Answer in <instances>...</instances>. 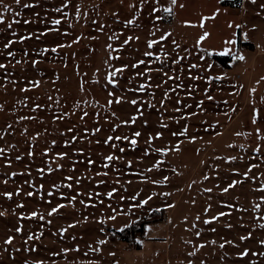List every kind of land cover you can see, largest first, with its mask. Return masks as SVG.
I'll return each instance as SVG.
<instances>
[{
	"label": "rangeland",
	"instance_id": "1",
	"mask_svg": "<svg viewBox=\"0 0 264 264\" xmlns=\"http://www.w3.org/2000/svg\"><path fill=\"white\" fill-rule=\"evenodd\" d=\"M223 1L0 0V264H264V0Z\"/></svg>",
	"mask_w": 264,
	"mask_h": 264
},
{
	"label": "snow or ice",
	"instance_id": "2",
	"mask_svg": "<svg viewBox=\"0 0 264 264\" xmlns=\"http://www.w3.org/2000/svg\"><path fill=\"white\" fill-rule=\"evenodd\" d=\"M15 2H16V4H20V0H15ZM171 2H172L173 4H175V3H176V0H171ZM3 7H4L5 9H7V8H8V5L5 4V5H3ZM24 7H25V8H31V7H33V5H31V4H25ZM64 7H67V3H65ZM130 7H131V5H130ZM181 7H183V5H181ZM55 11L59 12V11H60V8L55 9ZM153 11H156V9H153ZM164 11H165V12H168L169 14H171V11H172V10H171V8H166V9H164ZM157 19H160V17H157ZM0 22H3V17H2V16H0ZM24 23L27 24V23H29V21L26 20V21H24ZM52 23H53V24H60V20H58V19H57V20H54ZM128 23L131 24V23H132V20H129ZM230 26H231V25H230ZM8 27L10 28L11 25H8ZM236 27L239 28L240 25H236ZM168 35H170V33H165L164 35H162V36L160 37V40H164V39L166 38V36H168ZM208 35H209L208 33H205L204 35H202V36L200 37V40H204V39L206 38V36H208ZM27 38H28V37H21V40H24V39H27ZM245 38H247V34H245ZM129 39H131V37H129ZM11 43H12V41H9L8 43H6V44L4 45V47L7 49V48L9 47V44H11ZM124 43L127 44V43H128V40H125ZM155 43H157L156 40H150V41H148V47L151 48V47L153 46V44H155ZM173 43H175V42H173ZM197 43H199V41H197ZM229 43H234V41H229ZM64 46H65V45H58V47H64ZM44 51H47V49H45ZM52 51L55 52V51H56V48H53ZM8 55H9V56H12L13 53H12L11 51H9V52H8ZM145 55L151 56L152 53H151V52H146ZM236 59L244 60L245 58L241 55V56L236 57ZM17 63H20V61H17ZM35 63H37V62H36V61H33V64H35ZM140 63H143V61H140ZM5 67H6V66H5L4 64H0V69H3V68H5ZM132 67H136V65H132ZM121 71H123V68H118V69H116L114 72H110V73L108 74V77H107V79H108V83H110V84H115V81L112 80V77L115 76L117 72H121ZM261 79H264V77H262ZM32 86H33V87H38V86H39V81H34V82H32ZM28 90H29V89H27V88L21 89V91H24V92H27ZM81 90H83V85H81ZM141 90H143V85L141 86ZM252 91H255V89H252ZM109 95L111 96L112 93H109ZM48 99L51 100L52 97H49ZM208 99L211 100L212 97H211V96H208ZM116 102L119 103V102H120L119 99H117ZM108 103L111 104L112 101L110 100V101H108ZM132 103L135 104L136 101L133 100ZM76 106H78V105H76ZM38 107H39V105H37V108H38ZM2 110H3V105H0V111H2ZM87 115H88V113L85 112V113H84V116H87ZM59 118H61V117H57V119H59ZM82 118H83V117H82ZM20 119H22V120H23V119H34V117H21ZM132 119H133V121H134V120H135V117H133ZM253 123H256L255 118L253 119ZM8 127L10 128L11 125H8ZM69 131H72V129H69ZM95 131H96V132H99L100 129L97 128V129H95ZM259 131H260V130L257 129V133H259ZM186 132H187V128H185L184 131L180 132L179 135H185ZM134 135H135L136 137H138V136H140V133H139V132H136ZM159 135H160V133H157V137H159ZM173 135H176V133H173ZM237 135H239V133H237ZM72 139H73V140H76L77 138H76L75 136H73ZM112 139H113V137H112V136H109V137L107 138V140L104 141V143H108V141H109V140H112ZM115 139H117V140H119V139H128V137H115ZM150 139H151V138H150ZM260 139H261V140H264V136H261ZM192 140L194 141V140H195V137H193ZM53 143H55V141H53ZM131 143H132L133 145H135V144L137 143V141H136L135 139H132V140H131ZM113 147H115V145H113ZM3 151H4V149H0V153H2ZM120 151L123 152L124 149L121 148ZM156 151H157V152H161L162 154H165V153L167 152V149H156ZM176 151H179V146H177ZM254 151L259 152V151H260V146L257 145V147L254 149ZM45 154H47V153H45ZM28 155H29V156H32L33 153H32L31 151H29V152H28ZM65 155H66V153H59V154H58L59 158H61V159H63V157H64ZM145 155H147V152L145 153ZM16 159L19 160L20 157L17 156ZM105 159L108 160V161H111V160H113V159H116V157H114V156H112V155H109V156L105 157ZM231 159H235V157H232ZM88 163L91 164V163H93V161L89 160ZM161 163H162V161H157V164L155 165V167H159V165H160ZM104 166L107 167V164H105ZM58 167H59V165H58ZM253 167H255V166H253ZM52 170H53V169H52L51 167L48 168V171H49V172H51ZM38 171H40L41 173H43L44 169H39ZM149 171H151V169H149ZM249 171H251V169H249ZM105 174H106V173H105ZM13 175H15V173H13ZM244 175L247 176V175H248V172H245ZM68 179L71 180L72 177H68ZM167 179H168V177H164V180H165V181H167ZM205 179H207L206 176H205ZM237 183H239V181H232V183H230L226 188H224L223 191H224L225 193L228 192L229 189L232 188V187H234ZM68 187H71V185L69 184ZM258 190L264 192V185H261L260 188H259ZM205 191L211 192V189H205ZM18 192H19V190H17V194H18ZM4 195L10 198V197L12 196V193H10V192H5ZM28 195L31 196L32 193L29 192ZM49 195H52V193L50 192ZM108 195L111 196L112 193L109 192ZM164 195H169V193H164ZM134 198H135V197H133V199H134ZM151 198H152V197H148V200H150ZM72 199H75V197H73ZM262 199H264V197H262ZM148 200L141 201L140 203H141V204H147V203H148ZM63 207H65V205H63V204H59V205H57L56 207H54V208L51 209V211L48 213V215L51 216L53 213H56V212L58 211L59 208H63ZM168 207H174V205H168ZM229 207H231V205H229ZM259 207H260L259 204L255 205V208H256V209H259ZM156 210L159 211V209H156ZM205 211L207 212L208 209L206 208ZM0 215H3V213H0ZM37 215H38V214H37L36 212H32V213H31V216H33V217H35V216H37ZM218 215H219V216H225L226 213H224V212H220ZM217 218H218V217L214 216V217H212V220H215V219H217ZM40 219H43V216H41ZM111 219H115V217H111ZM196 219L199 220L200 217L197 216ZM210 222H211V221H209V220H205V221H204L205 224H208V223H210ZM70 227H71V226H70ZM193 227H195V225H193ZM259 227L264 228V224H260ZM16 231H17V232H20V231H21V228L17 227V228H16ZM196 235H197V236H200V232H196ZM249 235H251V234H249ZM12 239H13V238H12L11 236H9L8 239L5 240V244H11V243H12ZM29 239H33V237H32V236H29ZM240 239H241V240H245V239H248V237H246V236H241ZM98 243H99V244H104L105 241H104V240H100V241H98ZM186 243H191V242H190V241H187ZM211 243L215 244V241H212ZM227 243H231V241H227ZM260 244H261V245H264V240H261V241H260ZM204 246H205V245H203V244L199 245L200 248H203ZM220 247L223 248V247H224V244H221ZM96 250H98V249H96ZM65 251H67V249H65ZM195 255H196V252H195V251H191V252H188V253H187V256H188V257H193V256H195ZM239 255H240L241 257L248 256V255H249V250H248V249H245V250H243L242 252H240ZM253 255H256V253H253ZM259 255H264V253H259ZM25 264H28V262L26 261ZM36 264H42V262H41V261H37ZM187 264H193V261H192L191 259H189V260L187 261Z\"/></svg>",
	"mask_w": 264,
	"mask_h": 264
},
{
	"label": "trees",
	"instance_id": "3",
	"mask_svg": "<svg viewBox=\"0 0 264 264\" xmlns=\"http://www.w3.org/2000/svg\"><path fill=\"white\" fill-rule=\"evenodd\" d=\"M232 2H235V0H224L222 3L223 4H229ZM239 44H240V40H239V37H237V45H239ZM212 58L215 61H217L219 64L224 65V66L227 65L228 61L230 60L229 55L214 54L212 56ZM149 223H152V221H147V220L142 221V222L138 223V225L136 227H134L133 226L134 224H133L132 226L126 227V228L122 229L121 231H118V234L120 235V239L124 240V241L132 240L136 236V234L143 233L145 225H147Z\"/></svg>",
	"mask_w": 264,
	"mask_h": 264
}]
</instances>
